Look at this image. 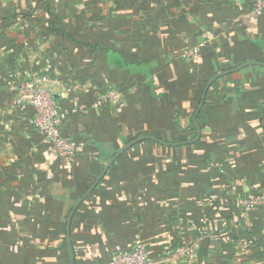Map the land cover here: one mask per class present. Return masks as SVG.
I'll use <instances>...</instances> for the list:
<instances>
[{
    "label": "crops",
    "instance_id": "crops-1",
    "mask_svg": "<svg viewBox=\"0 0 264 264\" xmlns=\"http://www.w3.org/2000/svg\"><path fill=\"white\" fill-rule=\"evenodd\" d=\"M252 7L0 0V264H68L67 216L113 154L145 135L195 138L206 82L264 62V14ZM23 71L47 77L71 159L15 104ZM197 124L194 144L143 141L115 161L72 218L74 264H107L137 239L158 258L186 238L192 264H264V203H240L264 189V67L216 80Z\"/></svg>",
    "mask_w": 264,
    "mask_h": 264
},
{
    "label": "built area",
    "instance_id": "built-area-1",
    "mask_svg": "<svg viewBox=\"0 0 264 264\" xmlns=\"http://www.w3.org/2000/svg\"><path fill=\"white\" fill-rule=\"evenodd\" d=\"M235 7H241L246 0H231ZM251 13L264 14V0H252ZM46 39L45 37L43 38ZM191 55V52L189 53ZM15 104L18 107H29L32 111L31 124L40 137L47 142L63 159H71L75 153V142L61 132L62 118L59 109L48 87L47 77H40L30 71H23L15 76ZM246 213L258 204L264 203V189L254 200L240 202ZM195 241L183 243L167 252L163 257H150L145 243L137 239L129 252L114 254L107 264H192L195 255Z\"/></svg>",
    "mask_w": 264,
    "mask_h": 264
},
{
    "label": "water",
    "instance_id": "water-1",
    "mask_svg": "<svg viewBox=\"0 0 264 264\" xmlns=\"http://www.w3.org/2000/svg\"><path fill=\"white\" fill-rule=\"evenodd\" d=\"M250 66L264 67V62L252 61V62L243 63V64L238 65L237 67H234L232 69H229L226 71H221V72L217 73L210 80H208L206 82V84L204 85V87L202 89L198 105H197L196 109L194 110V113L192 116V122H193L195 129H196V136L193 140H191L189 142H181V143H167V142H164L162 140L157 139L154 136H148V135L140 136V137H137V138L130 140L127 144L122 146L115 154H113L112 157H110V159L105 163V165L103 166L99 175L96 177V179L92 183V185L87 189V191L82 195V197L75 203V205L72 207V209L70 210V212L67 216V219H66V240H67L68 247L70 250V257H69L68 264H74V262H75V253H74V249H73V246L71 243V236H70V225H71L72 218H73L76 210L82 204V202L94 191V189L98 186V184L103 179V177L105 176V174L107 173L109 168L115 163V161L121 155H123L126 151H128L130 148H132L133 146H135V145H137L143 141L151 140V141H155V142H157L161 145L167 146V147H177V146H183V145H190V144H194V143L198 142V140L200 139L201 129H200L199 125L197 124V116L199 115L200 111L203 108V105H204L205 99H206V95H207L209 89L211 88V86L213 85V83L216 80H218V79H220L226 75L238 72V71L243 70V69L250 67Z\"/></svg>",
    "mask_w": 264,
    "mask_h": 264
},
{
    "label": "trees",
    "instance_id": "trees-1",
    "mask_svg": "<svg viewBox=\"0 0 264 264\" xmlns=\"http://www.w3.org/2000/svg\"><path fill=\"white\" fill-rule=\"evenodd\" d=\"M44 37H45V36H44ZM45 38H46V37H45ZM198 120H199V115L197 116V123H198ZM199 126H200V125H199ZM193 131H194V128H193ZM193 239H194V238H186L185 240H181L178 246L169 249L167 252H169V251H171V250H173V249L179 247V246L183 243V241H187V240H189V241H190V240L193 241ZM167 252H166V253H167ZM166 253H165V254H166ZM165 254H163V256H164ZM163 256H161V257H163Z\"/></svg>",
    "mask_w": 264,
    "mask_h": 264
}]
</instances>
